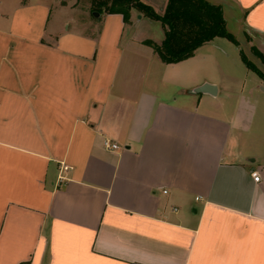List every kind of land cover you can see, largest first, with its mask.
<instances>
[{
    "label": "crops",
    "instance_id": "obj_1",
    "mask_svg": "<svg viewBox=\"0 0 264 264\" xmlns=\"http://www.w3.org/2000/svg\"><path fill=\"white\" fill-rule=\"evenodd\" d=\"M208 1L264 71V0ZM164 38L136 9L0 0V264H264V80L240 40L166 63Z\"/></svg>",
    "mask_w": 264,
    "mask_h": 264
},
{
    "label": "trees",
    "instance_id": "obj_2",
    "mask_svg": "<svg viewBox=\"0 0 264 264\" xmlns=\"http://www.w3.org/2000/svg\"><path fill=\"white\" fill-rule=\"evenodd\" d=\"M90 11L102 14L120 13L124 21L129 22L131 10L136 9L151 20L162 23L165 38L161 43L146 40L162 61L179 62L194 55L195 50L216 37L227 38L237 46L236 36L229 31L224 17L223 7L208 0H167L162 13L144 0H89ZM256 55L264 61V55L252 47ZM242 61L247 68L264 80V71L253 63L243 49H240Z\"/></svg>",
    "mask_w": 264,
    "mask_h": 264
},
{
    "label": "rangeland",
    "instance_id": "obj_3",
    "mask_svg": "<svg viewBox=\"0 0 264 264\" xmlns=\"http://www.w3.org/2000/svg\"><path fill=\"white\" fill-rule=\"evenodd\" d=\"M78 18H81V17H78ZM150 24H151V28H148V30L151 31L154 36H158V35L161 36L162 35V28L160 26L161 24L158 22H152ZM238 28L239 26L237 25V22H235V20L232 17H228L229 31L232 32L235 36H237L238 40L241 41L242 47L245 50L246 54L248 55L249 59L255 64L258 63L257 60L254 58V55L249 51V48H250L249 43L248 42L245 43L244 35L241 32V30H239ZM222 39H223L222 41H225V43L227 42L230 43L229 40H227L226 38H222Z\"/></svg>",
    "mask_w": 264,
    "mask_h": 264
},
{
    "label": "built area",
    "instance_id": "obj_4",
    "mask_svg": "<svg viewBox=\"0 0 264 264\" xmlns=\"http://www.w3.org/2000/svg\"><path fill=\"white\" fill-rule=\"evenodd\" d=\"M103 144H104V147H105L106 149H108V150H115V149H118V148H119L118 143L113 142V141H112L111 139H109V138H106V139L104 140V143H103ZM251 175H252L254 181H257V182H258V181L261 180V175H260V173H259L257 170L252 171ZM164 192H166V190H165Z\"/></svg>",
    "mask_w": 264,
    "mask_h": 264
},
{
    "label": "water",
    "instance_id": "obj_5",
    "mask_svg": "<svg viewBox=\"0 0 264 264\" xmlns=\"http://www.w3.org/2000/svg\"><path fill=\"white\" fill-rule=\"evenodd\" d=\"M94 15L100 16V13L94 12ZM195 91L196 92H208L210 94H215L216 93V86L213 84L205 83V84L201 85L200 87H198Z\"/></svg>",
    "mask_w": 264,
    "mask_h": 264
}]
</instances>
